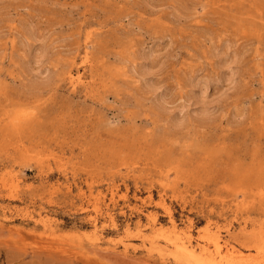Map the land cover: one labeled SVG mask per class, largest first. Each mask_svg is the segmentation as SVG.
<instances>
[{
  "label": "rangeland",
  "instance_id": "obj_1",
  "mask_svg": "<svg viewBox=\"0 0 264 264\" xmlns=\"http://www.w3.org/2000/svg\"><path fill=\"white\" fill-rule=\"evenodd\" d=\"M224 257L264 264V0H0V264Z\"/></svg>",
  "mask_w": 264,
  "mask_h": 264
},
{
  "label": "bare ground",
  "instance_id": "obj_2",
  "mask_svg": "<svg viewBox=\"0 0 264 264\" xmlns=\"http://www.w3.org/2000/svg\"><path fill=\"white\" fill-rule=\"evenodd\" d=\"M44 71H46V70H44ZM229 75H231V74H229ZM231 77L229 76V77H227V79H230ZM205 87V86H204ZM199 92H200V94H202L203 92H204V89L202 88V87H200L199 88ZM205 94V93H204ZM200 96V95H199ZM198 96V97H199ZM201 97V96H200ZM206 99V98H205ZM171 227H172V236L173 237H171V238H167V239H165V242L167 243V244H172V245H174V247H175V252H176V257H178L179 256V258H181L182 256H192V257H195L196 256V253H198L197 251H199V249L202 247L201 245V247L199 246V245H197V244H193L191 241H190V234L188 233V231L187 230H180L173 222L171 223ZM210 236H211V234H210ZM212 238V240L214 241V243L216 244V247L217 248H219V246H218V244L216 243V236H213V237H211ZM211 241V240H210ZM214 247V246H213ZM215 248V247H214ZM215 250V249H214ZM217 250V249H216ZM202 251V250H201ZM203 251H204V249H203ZM174 252V253H175ZM226 252V251H225ZM233 252V251H232ZM203 253V252H202ZM175 255V254H174ZM198 255V254H197ZM209 255H211V254H209ZM201 257V256H200ZM228 257V256H227ZM203 258V257H202ZM222 258V257H221ZM193 259V258H192ZM199 259V258H198ZM211 259V258H210ZM214 259V258H213ZM224 259H225V257H224ZM229 259V258H228ZM230 259H231V257H230ZM189 260V259H188ZM203 260V259H202ZM195 261V260H194ZM201 261V260H200ZM199 261V262H200ZM214 261V260H213ZM216 261V260H215ZM225 261H226V259H225ZM225 261H223L222 259L220 260V261H218V262H221V263H225ZM185 262V261H184ZM187 262V261H186ZM190 262V261H189ZM188 262V263H189ZM217 262V261H216ZM217 262V263H218ZM191 263V262H190ZM199 264V263H198ZM225 264H230V262L229 261H226V263ZM231 264H233V263H231Z\"/></svg>",
  "mask_w": 264,
  "mask_h": 264
}]
</instances>
